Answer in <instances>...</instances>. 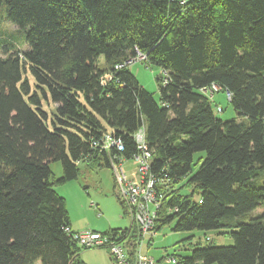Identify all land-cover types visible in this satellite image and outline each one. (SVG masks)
<instances>
[{"label":"trees","instance_id":"16d2710c","mask_svg":"<svg viewBox=\"0 0 264 264\" xmlns=\"http://www.w3.org/2000/svg\"><path fill=\"white\" fill-rule=\"evenodd\" d=\"M141 55L165 74L159 100L129 68ZM209 90L229 92L240 119H220ZM141 129L154 232L174 223L234 239H183L177 264H264V0H0V264H85L57 189L82 163L136 158ZM108 131L122 150L104 148ZM101 234L99 247L121 244L133 262L143 250L137 221Z\"/></svg>","mask_w":264,"mask_h":264},{"label":"rangeland","instance_id":"374dc122","mask_svg":"<svg viewBox=\"0 0 264 264\" xmlns=\"http://www.w3.org/2000/svg\"><path fill=\"white\" fill-rule=\"evenodd\" d=\"M3 28L18 37L19 47L26 48L21 43L22 38L17 32V27L10 23H5ZM103 61L104 58H102ZM129 68L138 79L140 85L159 100L161 81L165 80L163 70L157 66L148 65L141 58L130 63ZM25 76H28L31 83L35 85L34 78L30 73ZM33 89L35 90L34 86ZM208 93L211 97L213 110L220 119L223 121L240 119V116L230 104L226 91H219L213 94L212 90H209ZM55 107V105L43 101V108L47 112H52ZM219 108L221 110H218ZM203 155L205 154L197 153L195 159L197 160L199 156ZM51 166L57 177L63 175L60 162L53 163ZM137 166L136 158L124 161L123 167L129 178H136ZM79 168L81 172L78 179L57 189L66 200L73 230H90L105 233L114 228H129L133 219L125 204H122V200L118 197L115 170L107 167H96L88 170L84 163ZM262 212L263 210L259 208L253 211L249 217H256ZM174 226L175 224L173 223L164 226L160 231H156L152 244L149 243V237L144 238L142 241L143 255L153 258L159 264H168L167 259L174 257V252L179 249L177 243L191 236L193 238L190 241L193 244L197 242H201L202 245L209 243L215 246H231L234 244L232 235L227 232L225 234H221L218 230L175 232L173 230ZM81 259L85 264H116L115 257L112 256L109 247L81 249Z\"/></svg>","mask_w":264,"mask_h":264},{"label":"built area","instance_id":"2783aa9c","mask_svg":"<svg viewBox=\"0 0 264 264\" xmlns=\"http://www.w3.org/2000/svg\"><path fill=\"white\" fill-rule=\"evenodd\" d=\"M139 58L144 59L145 57L141 55L137 59ZM214 90H218V88L214 86ZM136 140L138 148L141 151L136 156L138 163L136 178H129L127 176L121 159L117 157L112 158L111 165L116 174L117 194L125 203L132 219L140 225L143 241L146 237L155 236L156 233L153 230V225L161 205L156 190L158 181L150 172L153 153L149 151L145 143V131L143 129L137 133ZM103 143L106 150H110L113 147H116L119 151L123 149L122 141L113 137L110 131L105 133ZM75 238L81 246L88 248L99 247L109 243L107 237H104L99 232L90 230L76 234ZM111 250L115 259H117V264H158L153 258L145 257L141 251L136 253L137 257L135 262H133L130 259V253L121 244L112 243ZM167 263L177 264V258H168Z\"/></svg>","mask_w":264,"mask_h":264},{"label":"crops","instance_id":"0c3cea01","mask_svg":"<svg viewBox=\"0 0 264 264\" xmlns=\"http://www.w3.org/2000/svg\"><path fill=\"white\" fill-rule=\"evenodd\" d=\"M123 165H124V162H123ZM124 168V167H123Z\"/></svg>","mask_w":264,"mask_h":264},{"label":"water","instance_id":"95a60500","mask_svg":"<svg viewBox=\"0 0 264 264\" xmlns=\"http://www.w3.org/2000/svg\"><path fill=\"white\" fill-rule=\"evenodd\" d=\"M227 94H229V92H227Z\"/></svg>","mask_w":264,"mask_h":264}]
</instances>
